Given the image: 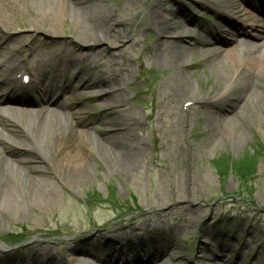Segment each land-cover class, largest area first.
Returning <instances> with one entry per match:
<instances>
[{
    "label": "rangeland",
    "instance_id": "obj_1",
    "mask_svg": "<svg viewBox=\"0 0 264 264\" xmlns=\"http://www.w3.org/2000/svg\"><path fill=\"white\" fill-rule=\"evenodd\" d=\"M153 1L95 0L97 8H106L111 14L104 27L121 31L123 36L118 47L104 53L106 60L89 51L88 43L74 34L70 22L60 24L57 30L39 24L33 29V18L23 0L0 1L1 90L9 92L4 82L13 84L9 78L12 73L8 72L10 61L27 63L31 52L49 61V49L56 48L55 53H59V48L67 46L64 60L73 59L84 72L85 81L93 83L97 82L95 70L106 76L112 61L122 65L123 58H129L130 81L123 95L128 98L126 110L140 122L138 127L130 128V134L142 141L137 149L143 148L145 154L137 175L126 178L108 174L107 166L98 160H90L87 179L73 187L53 177V181L44 185L56 188L59 194L57 206L50 210H31L21 201V195L8 193L5 205L0 203V207H11L14 213L9 218L0 217V264H31L35 254L46 263L45 252H52L57 259L55 264H78L70 263V258L80 256L78 250L89 252L91 264H107L102 261L104 255L124 248L127 241L126 235L112 243L105 241L114 227L127 233L128 227L133 228L130 245L131 241L136 245L135 239L141 238L140 242L147 243H144L147 252L164 255L161 264H264V107L249 104L240 119L228 124V128L216 129L214 115H222L221 110L226 112L229 106L209 100L216 98L220 90L233 96L237 76L230 79L233 74L229 68L213 69L216 61L224 63V60L201 58V51L192 42L216 24L238 26L240 22L228 10H214L211 3L215 0H160L165 5L161 21L178 18L177 21L191 27V36L182 40L185 47L190 44L192 48L182 52L187 67L177 83L180 90H176L179 96L175 98L161 84L179 69L168 68L164 62L163 66H157L151 59V49L158 37L157 30L149 24L146 7ZM240 2L248 10L247 4L264 10V0L261 4L257 0ZM121 19L126 23L120 24ZM142 24L150 28L143 30ZM86 27L89 28L87 23ZM255 35L263 40L250 35L241 38L251 45H264V32ZM14 38L21 40L19 52L13 48ZM33 45L37 47L31 51ZM99 47L94 46V50ZM208 53L213 55L215 51ZM22 74H14L12 78ZM71 78L68 74L63 76L58 85L63 86ZM74 80L60 99L69 108L60 111L61 118L70 123L72 114L85 108L91 123L90 134L101 142L102 136L96 132L104 129L98 120L110 108L97 95L110 86L97 85L86 100L80 91L82 87L75 86ZM5 106L12 105L5 103ZM0 124L4 135L30 143L7 120ZM230 133L236 136L235 143ZM0 149L1 155L14 152L1 140ZM74 149L69 146L70 151ZM27 157L32 166L41 167L49 177L53 176L46 156L42 159L30 152ZM29 170L22 175L28 176ZM248 170L252 172L250 176L245 173ZM241 174L246 175L247 185L240 186ZM193 178L197 179L195 185L191 183ZM48 220L52 222L45 227ZM220 247L226 249L223 254L218 252ZM128 258L124 256L122 260Z\"/></svg>",
    "mask_w": 264,
    "mask_h": 264
},
{
    "label": "bare ground",
    "instance_id": "obj_2",
    "mask_svg": "<svg viewBox=\"0 0 264 264\" xmlns=\"http://www.w3.org/2000/svg\"><path fill=\"white\" fill-rule=\"evenodd\" d=\"M23 2L33 18L31 28L36 29L39 25H46L48 30H57L60 24L70 22L74 34L85 40L88 43L89 51L98 56H104L105 52L110 48L118 47L123 40L121 31L117 32L104 27L111 14L106 8L100 6L97 8L95 0H23ZM211 5L214 10H228L240 22V26L242 25L240 29L233 31L222 24H216L205 32L207 36H199L192 40L198 47L196 50L201 51V58L220 57L224 60V63L216 61L213 69L229 68L233 74L230 79H235L237 76L236 83L232 88L233 96L231 93L224 94L218 90L217 97L209 100L219 106L224 105L226 108V105L229 106L226 112L224 109L221 110L222 115L221 113L214 115L215 128L220 131L221 128H228V124L231 125L236 119H240L243 109L247 105L255 104L264 107V45H250L239 38L242 34L246 35L250 32L261 34L264 31V10L262 12L259 10V13L248 10L242 6L240 0H215ZM146 10L150 17L149 24L152 29L157 30L156 36L158 37V42L151 49L152 61L160 67L164 62L168 68L179 69L171 79H166L161 84L162 87L170 89L171 95L176 98L179 96L176 93L179 86L177 83L182 79L187 67L183 62L182 52L192 48L190 44L185 47L182 40L191 36V27L183 21H177L178 18L161 21L165 5L160 0H154L151 5L146 7ZM120 22V24H124L126 20L121 19ZM86 23L89 28H85ZM142 27L143 30L150 28L145 27V24H142ZM251 35L255 36V33ZM227 36H229L228 39ZM11 42L15 44L13 45L15 51L19 52L21 40L14 38ZM224 43H230V45L219 47ZM94 46H100L99 50H94ZM35 47L37 46H31L30 50L33 51ZM39 47L42 48V46ZM68 49L67 46L61 47L58 49L59 53H55L56 48L49 49L48 54L51 57L49 61H43L40 54L36 56L31 52V59L27 63L16 59L9 63L8 72L12 74L24 72L23 75L28 74L32 79L28 84L30 87H22L20 91L11 90L7 94L0 87V122L3 119L7 120L12 128L22 131L30 143L19 142L4 135V128L0 124L2 128L0 140L14 148V152L7 155H1L0 149V203L2 205H5L3 203H6L8 193H16L22 196L21 201L31 210H50L56 207V200L59 196L57 189L47 188L44 185L53 181V177L56 180H62V183H66L70 187L84 182L87 179L90 160L103 162L104 166H107L108 174L119 178L137 175L141 167V161L145 155L144 149L138 150L137 148L142 144V141H137L136 136L130 134V128L138 127L140 122L135 114L126 110L125 103L128 98L123 95L130 81L129 58H123L122 65L112 61L106 76L95 70L97 82L93 83L85 81L84 72L76 66L73 59L64 60ZM211 50L216 51L213 55H211L212 53L207 54ZM106 59L108 57L104 56V60ZM67 74L72 76L71 80L66 81L63 86L58 85L60 79ZM74 78L75 86L82 87L80 91L86 100L90 99V93L94 92L97 85L110 86L101 92V97L98 99L106 103L107 109L110 108L98 120V124L104 129V131L96 132L102 136L101 142H98L90 134L88 127L91 123L87 119L89 113L85 108L74 112L70 123L61 118L60 111L69 108L60 99L73 86ZM184 85L188 84L184 83ZM184 85L180 84V87L182 88ZM5 103H10L12 106L3 107ZM225 113H229V115ZM233 136L230 133L229 137L235 143L237 138L234 136L235 139ZM71 145L75 147L74 151L69 150ZM30 152L42 159L43 156L47 157L50 164V170L49 168L48 170L52 171V177H49L43 168L30 164L32 160L27 157ZM108 166L110 167L108 168ZM28 169H30L29 175L25 176L24 174L23 176L22 172ZM195 180L197 179H192L193 185L196 183ZM236 180L238 181V179ZM244 180L245 178H241L240 186L247 185ZM74 194L77 193L74 191ZM13 213L14 209L11 207L9 209L0 207V217L9 218L13 216ZM51 222L52 220L46 221L45 227H49ZM102 230L106 231L105 227ZM110 230L113 234L109 238L105 236L107 238L105 241L108 243L125 235L127 241L124 248L104 255L103 263L119 264L120 261L121 264L162 263L164 255L157 251L153 254L147 252V245H144L147 243L144 240L143 243L140 242L141 238L135 239L138 241L136 245L132 241L130 245L129 235L133 228L128 227L129 233L119 231L115 227ZM225 250L223 247L218 248L220 254H223ZM76 253L80 256L76 259L70 258V263L85 264L91 260L88 251L78 250ZM124 256H130V259L122 260ZM43 258L46 263L35 254L31 264H48V262L55 264L57 260L52 252H45ZM214 258L219 259L215 256ZM173 259L174 257L170 258L171 261Z\"/></svg>",
    "mask_w": 264,
    "mask_h": 264
},
{
    "label": "trees",
    "instance_id": "obj_3",
    "mask_svg": "<svg viewBox=\"0 0 264 264\" xmlns=\"http://www.w3.org/2000/svg\"><path fill=\"white\" fill-rule=\"evenodd\" d=\"M245 173H246L247 175H249V176L252 174L251 170H248V171H246ZM245 173H244V174H245ZM244 174H241L242 179L246 176V175H244ZM239 176H240V175H239Z\"/></svg>",
    "mask_w": 264,
    "mask_h": 264
}]
</instances>
